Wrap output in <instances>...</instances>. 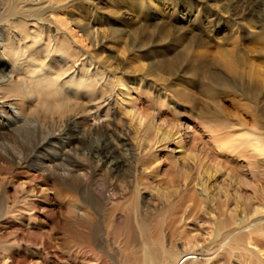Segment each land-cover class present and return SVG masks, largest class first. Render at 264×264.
<instances>
[{
    "label": "bare ground",
    "instance_id": "bare-ground-1",
    "mask_svg": "<svg viewBox=\"0 0 264 264\" xmlns=\"http://www.w3.org/2000/svg\"><path fill=\"white\" fill-rule=\"evenodd\" d=\"M250 2L254 7L252 5L248 14L257 23L263 24L264 17L259 14L264 13V0ZM135 4L140 7L138 11L145 10L144 0H136ZM104 14L108 16L107 11L104 13L91 7L88 0H0V149L10 146L14 153L12 159L16 162L15 168L22 171L18 173L23 178L31 183L43 182L46 187L61 186L71 197L74 211L69 210L65 216L71 218L75 213L80 216L86 227L78 237L87 249L93 244L88 225L93 219V210L97 208L94 198L121 199L131 193V214L130 210L115 214L110 226L113 230L121 229L123 218L130 214L143 238L140 243L133 245L134 241L130 237L134 252L126 253L124 250L125 254L122 253L119 264H180L191 257L188 249L177 248L175 233L178 226L186 223L194 212L203 211V207H206L204 197L211 205L215 202L210 197L212 191L207 183L213 181L217 173L220 175L222 167L217 163L214 170L207 169L204 166L207 161L204 153H223L227 149L254 172L256 161L264 159V132L253 128L257 126L256 120L253 119L250 123L238 115L244 108L235 98L220 95L238 91L243 93L242 77L245 74L239 73L241 69L237 65L238 61L230 50L223 55L224 60L218 59L217 66L211 69L206 60H200L201 56H184L179 61L182 65L180 67H191L194 82H200L203 88L199 94L205 96L206 93L207 103L204 107L212 109L208 114H198L197 117L191 114L184 118L190 125L193 124L192 132L206 134L209 141L205 152L199 151V154L194 155L188 152L185 155L182 148V125L180 119L175 118L177 102L186 101L188 96L175 88V85L164 89L160 79L156 78L158 75L150 78L159 67L173 75L176 73L174 66L155 59L156 55L151 53L148 71L144 72L142 59H138V68L135 66L134 71L139 76L132 78L130 71L118 67L111 58L103 56L102 52L90 53L85 42L89 39L94 43L92 27L102 25L101 22H109ZM85 18L88 23L91 21L90 26L82 23L81 20ZM247 19L251 22L250 18ZM113 24L110 21L108 25ZM230 25L234 27L236 24ZM113 28L108 31V37L104 31L100 34V44L106 40H120L117 30ZM260 28L263 31V25ZM261 31H256L253 35L264 41ZM125 33L130 34V31ZM133 45L136 46V42ZM95 100H98L96 115L105 111L106 115H110V120L105 125L83 127L82 136L74 137L69 127H82L80 123H83L82 115L86 114L88 108L86 105ZM199 100L195 95L192 100L194 109ZM224 102L231 103L236 112L231 114L225 108L215 110L211 106H219ZM171 104L173 107L170 108ZM164 118H168V129H162L158 125V121L166 122ZM258 125L262 128L259 122ZM10 133L14 136L20 133L24 137L36 135L38 143L23 155L14 141L6 142L5 136ZM120 136L132 141L134 150L130 149L131 160L136 156L137 165L141 167V175L134 186L126 180L130 176V168H126V164L129 166L131 160L122 156L124 154L111 144L113 138L118 139ZM191 140L190 148L195 142L204 141L201 134L193 135ZM171 145L174 148L169 150ZM46 150L52 153L45 154ZM167 152H179L181 156L171 157ZM1 154L0 161L5 162L6 158ZM93 157L105 162L99 166L93 163ZM108 159L112 163L110 168L104 164ZM166 160L172 163L176 173H171L174 180L167 184L157 173L161 161ZM224 161L229 163L227 159ZM191 167H195L200 176L201 191L198 194L194 188L193 191L190 189V185L194 186L196 181L188 174ZM230 179L237 189H241V184L235 182L233 177ZM14 184L18 186L16 189L24 187L19 182ZM30 189L29 196L23 197L29 207L25 211V217L29 220L35 219V215L30 212L37 208V198L48 197L46 190L34 187ZM21 191L22 189L17 192L20 194ZM201 196H204L202 200ZM233 201L234 207L238 208L237 200ZM151 205H154L153 209ZM227 206L226 201L221 204L214 221L215 240L212 247L204 250L202 256L211 264H234L231 262L233 259H236V264H264L262 255H259L261 263L255 258L256 262L253 261L257 254L249 248H256L259 241L264 240V229L256 224L248 227L255 228L254 232L234 234L241 226H238L236 213L229 211ZM263 209V206L254 202L247 214L242 212V217L261 215ZM56 212L59 213L57 210ZM139 213L140 216L146 213L156 214L157 221L150 223L151 217L149 222L144 218L141 222L138 219ZM208 216L210 217V212ZM242 219H239L240 222ZM193 259L196 261L197 257Z\"/></svg>",
    "mask_w": 264,
    "mask_h": 264
},
{
    "label": "rangeland",
    "instance_id": "rangeland-1",
    "mask_svg": "<svg viewBox=\"0 0 264 264\" xmlns=\"http://www.w3.org/2000/svg\"><path fill=\"white\" fill-rule=\"evenodd\" d=\"M135 1L88 0L89 5L95 10L104 13L107 11L108 16L104 15L109 22L113 21L114 24L108 25L109 22H101L102 25L92 27L94 43L88 39L85 44L90 53L102 52L103 56L111 58L118 67L130 71L132 78H138L139 76L134 71L136 69L135 66L137 67L138 59H142L141 64L145 66L144 72L148 71L147 64L152 60L151 53L156 55L154 56L155 59L165 61V64L172 63L175 68V74L170 75L162 67H159L156 69L155 74H151L150 78L158 75L156 78L160 79V84L164 89L175 85V88L188 96L186 101L179 100L177 102V117L175 118L177 120L180 119V124L182 125L181 135H183L182 148L185 150L184 154L186 155L188 152L191 155L203 153L209 147L206 134L197 132L198 135H202L204 141H197L195 142L196 147L193 145L190 148L192 145L191 137L197 134L191 130L193 124L190 125L184 118L191 116V114L197 117L198 114L204 115L208 114L209 110L212 111V109L204 107L207 103L206 93H204L205 96L199 94L203 88L200 86V82L199 84L194 82L195 78L191 67L188 65L180 67L182 65L179 61L184 56H201L200 60L202 58L206 60L209 69H211L217 66L219 63L218 59L224 60L222 58L223 55L227 50H230L238 61L237 65L241 69L239 73L242 74L244 72L245 74L242 77L243 93L241 94L238 91L220 95L235 98L237 103L244 108L238 115L250 123L253 119L256 120L257 126L253 128H258L264 132V41L261 40L262 38H257L253 35L256 31H261L260 26L263 25L264 27V23H257L256 19L251 18L252 16L248 14L250 9L254 7L253 4V7L250 4L251 0H144L146 7L142 11L137 10L140 7L136 6ZM113 14H118V16ZM259 16L264 17V13L261 12ZM247 17L250 18L251 22H249ZM81 21L83 24L88 23L86 18ZM231 23L236 25L231 27ZM88 24L90 26L91 21ZM112 27L117 30L120 40L115 42L106 40L103 44H100V34L104 31L105 36L108 37L110 35L108 31ZM125 31H130V34H126ZM261 32L264 36V29ZM134 42H136V46L133 45ZM197 51L199 52L197 53ZM178 68L179 70H176ZM122 92L125 93L123 89ZM193 94L194 97L196 95L200 99L195 105L196 109L192 106ZM132 97L137 101L134 95ZM97 104L98 100H95L86 105L88 108L86 109V114L82 115L84 116L83 123H80L82 127H69V131L74 134V137L80 138L82 136L83 127L105 125L110 120V115H106L105 111L96 115L95 106ZM211 106L215 110L225 108V111L231 114L236 112L229 102H224L219 106L217 104ZM171 107H173L172 104L170 105ZM164 119L166 122L158 121V125L162 129H168V118ZM258 122L262 128H259ZM66 133L64 137H66ZM16 134L15 136L12 133L7 134L5 139L6 142L10 143L14 141L15 146L22 151L23 155H26L38 143L36 135L24 137L20 133ZM126 140L120 136L118 139L113 138L111 144L118 152L124 154L122 156L131 160L132 152L130 149L134 150L133 143L131 140H127V142ZM97 144L100 145V142ZM173 148L174 145L169 146V150ZM46 151L44 152L45 154L52 153L50 150ZM167 153L171 154V157L181 156L179 152ZM206 153L208 155L204 153L207 158L204 166L207 169L214 170V166L217 163L222 167L220 175L217 173L213 181H209V184L207 183V186L209 185V189L212 191L210 197L215 202L211 205L206 200V197L201 196L200 199L202 200V197H204V206H206L203 207V211L194 212L195 214L191 215L186 223L178 226L175 233V236H177L175 237L177 248L179 247L181 250L188 249L191 257L190 260L182 261L180 264H211V262H206V258L202 254L204 250L212 247L215 240L214 221H216L219 214L221 204L225 201L227 202L228 210L238 216L237 223L239 227L241 226L234 234L254 232L255 228L248 229V227H253L256 224L264 229V212L261 215L257 214L252 217L245 215L246 217H242V212L247 214L254 202L260 204V207H264V159L256 161L255 171L253 170L254 172H252L241 160L230 154L227 149L223 153H216L215 151H212V154L207 151ZM0 154L6 158L5 162L0 161V264H119L124 250L125 252H134L133 245L142 241L143 236L140 234L134 218L130 217L133 204L131 193L121 199L120 197L117 199L94 198L97 208H93V219L88 225V228H91L90 233L93 244L87 249L86 245L78 237L79 233L84 232L86 227L82 223L80 216L77 213L71 218L65 216L69 210H73V203L71 197L62 187H46L43 182L31 183L28 179L23 178L24 176L20 174L22 171L15 168L16 162L12 159L14 153L9 145L4 147L3 150L0 149ZM167 157L169 158V156ZM170 158L169 160H171ZM225 159L229 160V163H226ZM65 161L67 162L68 160ZM92 161L99 164V166H102V163L105 162V160H100L97 157H93ZM110 162L111 160L108 159L104 164L110 168L112 166ZM137 164L138 158L136 156L131 160L129 166L126 164V168H130V174L128 173L130 176L126 180L132 182L133 186L141 175V167ZM194 168L191 167L188 170V174L196 180L194 186L193 184L190 185L192 187L190 189L193 191L194 188L197 193L201 191L199 187L200 176L198 170ZM157 171L166 184L174 180L171 173L176 175L172 163L170 161L167 162V160L161 161ZM230 177H233L235 182L237 181L241 184V189L236 188ZM17 178H20V181H17ZM102 179L108 184L104 178ZM16 182L24 184V190L22 187L17 188V190L15 187L18 186H14L17 185L14 184ZM196 184L198 186H195ZM30 187H34L37 190H46V194H48V197L37 198V208L35 207L36 209L30 212L35 215V219L31 220L25 217V211L29 207L25 204L24 199L29 196ZM19 189H22L20 194L17 192L20 191ZM25 189L28 190L26 191ZM23 191L26 194L28 193L27 196ZM16 192L18 195L15 194ZM14 194L17 197H14ZM206 196L209 197L208 195ZM233 200H237L239 203L238 208L234 207ZM249 204L251 205L249 206ZM151 207L153 209L154 205H151ZM128 210H130L129 217L125 216L123 218L121 229L113 230L110 225L114 215L123 214ZM209 212L210 217L208 216ZM145 215V217L143 215L140 216L139 213L138 219L141 222L147 219L149 222L152 217L150 221L152 224L157 221L156 214L149 215L146 213ZM239 219H242L243 223ZM145 235L144 233V237ZM262 236H264V232H262ZM130 237L134 241L133 245H131L132 240ZM259 243L256 248H252V246L249 248L257 254L253 257V261L256 262L257 260V262L261 263L259 255L264 258V240H260ZM257 251L260 253L258 254ZM196 257L197 260L195 261L193 258ZM233 260L231 262L236 264V259ZM221 263L219 262V264Z\"/></svg>",
    "mask_w": 264,
    "mask_h": 264
}]
</instances>
